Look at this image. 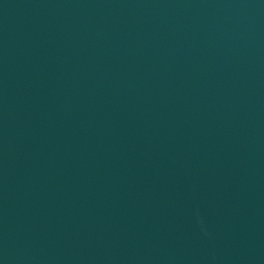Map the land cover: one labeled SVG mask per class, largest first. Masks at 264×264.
I'll list each match as a JSON object with an SVG mask.
<instances>
[{
    "label": "water",
    "instance_id": "water-1",
    "mask_svg": "<svg viewBox=\"0 0 264 264\" xmlns=\"http://www.w3.org/2000/svg\"><path fill=\"white\" fill-rule=\"evenodd\" d=\"M0 264H264V0H0Z\"/></svg>",
    "mask_w": 264,
    "mask_h": 264
}]
</instances>
